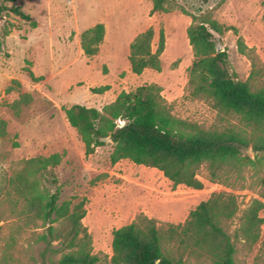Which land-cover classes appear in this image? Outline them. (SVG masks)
I'll return each mask as SVG.
<instances>
[{
    "label": "rangeland",
    "instance_id": "obj_1",
    "mask_svg": "<svg viewBox=\"0 0 264 264\" xmlns=\"http://www.w3.org/2000/svg\"><path fill=\"white\" fill-rule=\"evenodd\" d=\"M174 1L184 12L153 13L152 0H16L36 23L35 28L12 13L0 14V120L6 124V134L0 137V264L41 262L39 254L44 246L38 237L46 225L28 211L29 197L20 191L25 181L19 182L17 176L23 168L21 160L54 153L61 156L54 169L60 190L58 204L84 202L82 223L100 264H110L112 231L137 215L161 223H184L190 211L217 191L237 197V215L226 224L234 239L239 215L257 198V180L264 173L250 176L244 172V178L224 186L210 182L202 168L201 190L173 186L155 168L127 159L112 164L113 145L108 140L86 156L77 131L65 117V109L72 105L101 110L121 92L157 84L176 119L203 129L241 127L235 115L219 113L208 100L189 96V68L194 56L186 29L191 15L207 11L219 24L234 28L214 35L216 48L227 51L228 66L236 79L249 80L252 90H257L264 87V0ZM0 5L11 3L0 0ZM99 23L105 30L103 40L98 53L87 57L80 35ZM4 28L9 30L7 36ZM148 28L154 31L153 51L163 31L161 70L146 69L137 75L130 70L129 45ZM238 38L250 48L247 54L239 52ZM102 86L109 89L100 94L91 90ZM8 87H12L9 93ZM243 153L254 156L251 148ZM26 179L36 182L32 194L36 202L44 203L55 192V186L40 172L31 170ZM251 183L254 187H249ZM260 216L264 220V209ZM235 246V264H264V223L255 244L237 240ZM58 258L55 255L53 259Z\"/></svg>",
    "mask_w": 264,
    "mask_h": 264
},
{
    "label": "trees",
    "instance_id": "obj_2",
    "mask_svg": "<svg viewBox=\"0 0 264 264\" xmlns=\"http://www.w3.org/2000/svg\"><path fill=\"white\" fill-rule=\"evenodd\" d=\"M5 2L11 5H0V14L12 13L36 27L30 15L15 4L16 0ZM152 3L153 13L184 12L174 0H152ZM229 30L234 28L219 24L208 11L191 15L186 34L194 61L189 68L188 94L208 100L219 113L235 115L241 127L203 129L178 120L161 96L160 86L142 85L134 91L121 92L101 110L78 104L65 109L66 120L84 145V154H94L110 137L112 164L127 159L159 170L173 186L184 185L194 190L203 188L199 179L202 168L210 182L224 186H232L234 180L244 178V172L250 176L264 173V87L252 90L249 80H237L229 69L227 51L216 52L214 35ZM8 31L4 28L3 35L7 36ZM104 32L103 24L99 23L81 33L80 45L87 57L98 53ZM153 37V29L148 28L130 43L128 60L132 73L161 70L163 31L156 51L151 46ZM237 47L242 54L250 50L241 38ZM13 83L18 85L16 81ZM108 89L109 86H102L91 90L100 94ZM11 90L8 87L6 92ZM5 128V121L0 120V137L5 136ZM247 148L252 149L253 158L243 153ZM60 162L58 153L19 162L23 168L17 180L25 181L20 183V191L29 197L27 209L46 225L45 232L38 237L44 246L39 264H100L101 258L92 253L91 237L82 223L86 215L84 202L58 204L60 190L56 187L54 169ZM31 170L40 172L55 186V192L44 203L36 202L32 195L36 182L26 179ZM257 181V198L239 215L233 233L235 240L227 232L226 224L237 215V197L217 191L190 211L184 223H161L139 214L129 224L113 230L110 264H235V241L255 244L264 223L260 216L264 209V176ZM249 187H254V183ZM55 255H59L57 260L53 259Z\"/></svg>",
    "mask_w": 264,
    "mask_h": 264
},
{
    "label": "water",
    "instance_id": "obj_3",
    "mask_svg": "<svg viewBox=\"0 0 264 264\" xmlns=\"http://www.w3.org/2000/svg\"><path fill=\"white\" fill-rule=\"evenodd\" d=\"M216 52H217V53L221 52V48H220V47H217V48H216ZM121 126H123V122H120V123H119V127H121ZM106 140H108V141L111 142L110 137H107V138L105 139V142H106Z\"/></svg>",
    "mask_w": 264,
    "mask_h": 264
}]
</instances>
